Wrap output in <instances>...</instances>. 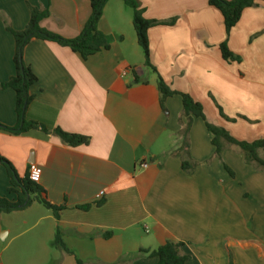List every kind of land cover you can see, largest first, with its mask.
<instances>
[{
	"label": "crops",
	"instance_id": "1",
	"mask_svg": "<svg viewBox=\"0 0 264 264\" xmlns=\"http://www.w3.org/2000/svg\"><path fill=\"white\" fill-rule=\"evenodd\" d=\"M137 1L148 20L177 19L148 31L151 64L166 85L201 103L207 122L237 140L264 139V2L247 8L227 36L209 0ZM30 3L50 12L42 28L67 39L80 35L91 14L90 0ZM29 19L27 0H0V84L15 74L6 24L22 31ZM99 29L110 49L87 60L55 42L33 39L25 48L37 77L27 119L39 127L24 135L0 131V157L22 179L38 166L43 197L62 209L56 217L35 200L0 213V264H157L139 251L168 241L184 243L186 264H264V170L246 164L234 147L219 160L213 135L194 118L189 151L198 166L185 172L175 155L182 98L168 97L162 108L158 74L145 66L132 9L109 0ZM225 41L241 62L223 59ZM217 105L235 122L224 120ZM15 106V92L0 88L1 124L17 125ZM56 129L89 142L71 147ZM9 188L0 164V196L17 201L20 188ZM57 233L72 254L53 246Z\"/></svg>",
	"mask_w": 264,
	"mask_h": 264
},
{
	"label": "trees",
	"instance_id": "2",
	"mask_svg": "<svg viewBox=\"0 0 264 264\" xmlns=\"http://www.w3.org/2000/svg\"><path fill=\"white\" fill-rule=\"evenodd\" d=\"M109 0H90L91 14L80 35L73 39L64 38L56 33L48 31L41 27V22L50 16L49 10L41 11L38 8L31 6L30 0H27V5L30 11V19L26 28L22 31H16L6 24V30L10 32L15 41L14 65L15 74L6 83L0 84L1 89L10 88L16 95L15 112L17 115V125L14 127L5 126L0 123V131L10 135H24L29 131L37 129L39 125L27 119V109L33 97L30 94V87L37 81V77L24 61V51L26 46L33 40H43L48 42H55L61 46L67 47L74 53H78L84 60L103 51L110 49L109 38L100 31L99 24L104 15V9ZM126 6L133 11V27L136 32L137 42L141 47L145 66L149 67L154 73L158 74L155 67L151 64V50L148 38V31L156 26H173L177 19L167 21L148 20L144 17V10L137 0H121ZM259 2L264 0H209V5L217 9L223 16L224 25L227 36L230 35L232 29L239 23L243 12L247 8L258 6ZM220 50L222 57L227 62H241V58L232 53L227 45V41L221 44ZM133 73L135 71L133 69ZM136 76V74H135ZM135 82H140L135 78ZM158 90L160 92V103L165 109L164 103L168 97L178 95L182 98L183 112L180 123L183 128L180 131L182 143L180 148L175 152V155L180 156L182 162V169L192 174L195 172L198 163L192 160L190 156V142L189 132L192 127L194 118H201L205 122L207 130L213 135L212 144L216 148L215 157L222 160V151L227 147L237 148L244 155L246 164L252 166L255 170H264V139H259L253 142L240 141L234 138L226 129L214 126L207 122L203 105L195 101L189 94L171 90L162 77L158 74ZM218 106L220 116L230 122H235V119L227 117L223 109ZM242 119L249 121L247 118ZM184 119L186 120L184 123ZM44 130V129H43ZM55 134L58 135L62 141L71 146L77 147L88 144L89 138L76 134H69L60 129H56ZM0 164L5 167L10 179V193H17L16 188H20L21 193L18 194V200L13 202L5 197L0 196V213H11L20 211L32 204L33 201H38L47 209L54 212L57 217L58 212L62 209L50 204L45 197H43V190L41 187L30 180L29 173L25 178H20L15 171L13 165L6 159L0 157ZM224 169L234 177V172L223 163ZM103 202L98 203V206ZM82 210H87L89 207H81ZM54 247L64 249L68 254H72L66 248L59 233L53 241ZM183 242L168 241L156 250L140 249L141 256L153 257L158 259L157 264H186L190 257L183 253ZM77 264H83L80 259H76Z\"/></svg>",
	"mask_w": 264,
	"mask_h": 264
},
{
	"label": "built area",
	"instance_id": "3",
	"mask_svg": "<svg viewBox=\"0 0 264 264\" xmlns=\"http://www.w3.org/2000/svg\"><path fill=\"white\" fill-rule=\"evenodd\" d=\"M148 165L146 163H142V167L143 168H146ZM41 174H42V171L41 169L36 166V165H31L30 168H29V178L31 181L39 184L40 182V179H41ZM104 195L103 192H101L99 195H98V198H101L102 196Z\"/></svg>",
	"mask_w": 264,
	"mask_h": 264
},
{
	"label": "rangeland",
	"instance_id": "4",
	"mask_svg": "<svg viewBox=\"0 0 264 264\" xmlns=\"http://www.w3.org/2000/svg\"><path fill=\"white\" fill-rule=\"evenodd\" d=\"M30 1H31V0H30ZM30 4H31V3H30ZM31 6H32V5H31ZM49 17H50V16H49ZM49 17H48V18H49ZM140 49H141V48H140ZM142 55H143V54H142ZM143 59H144V63H145V58H144V56H143ZM150 73H151V71H150Z\"/></svg>",
	"mask_w": 264,
	"mask_h": 264
}]
</instances>
